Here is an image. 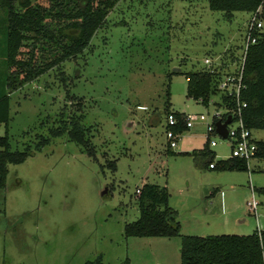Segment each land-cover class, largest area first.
Returning a JSON list of instances; mask_svg holds the SVG:
<instances>
[{
    "label": "rangeland",
    "instance_id": "rangeland-1",
    "mask_svg": "<svg viewBox=\"0 0 264 264\" xmlns=\"http://www.w3.org/2000/svg\"><path fill=\"white\" fill-rule=\"evenodd\" d=\"M2 16L0 97L9 95L10 150L32 154L9 165L0 189V264H83L98 255L103 264H180V237L123 235L139 216L135 191L145 183L167 188L181 234L246 235L264 225V196L254 194L256 217L247 206L249 184L264 186V158L229 171L185 153L202 148L205 123L225 110L219 94L207 106L188 98L186 74L202 69L206 56L236 60L249 12L227 18L208 0H119L82 54L11 93ZM167 91L170 111L206 117L173 148ZM74 119L92 154L66 133L50 136ZM5 131L0 123V136ZM251 133L264 141L263 129ZM40 137L49 141L35 148ZM210 137L215 162L231 156L228 139Z\"/></svg>",
    "mask_w": 264,
    "mask_h": 264
},
{
    "label": "trees",
    "instance_id": "trees-1",
    "mask_svg": "<svg viewBox=\"0 0 264 264\" xmlns=\"http://www.w3.org/2000/svg\"><path fill=\"white\" fill-rule=\"evenodd\" d=\"M119 0H0L3 15L4 57L9 72L6 87L9 93L37 79L42 74L76 58L89 46L95 32L101 28L110 10ZM264 0H208L212 11H220L227 18L233 12H253ZM257 42L246 54L241 101L243 122L251 130H264V32L256 33ZM23 48L25 50H23ZM180 70H178L179 72ZM186 96L207 106L212 95L219 94L221 104H231V97L217 89L218 74L197 69L186 74ZM165 108L168 115L180 119L182 112L170 111V92L166 93ZM215 120L213 119V122ZM9 122V95L0 97V123L6 126L0 136V189L5 186L9 165L24 162L31 151L10 150L7 135ZM181 124L174 127L182 131ZM67 134L69 140L85 146L90 154L86 129L80 119L62 122L60 128L50 131V136ZM48 138L38 140L35 148L48 143ZM259 150L255 157L264 158V141H257ZM201 152L213 162L209 141L206 138ZM194 157L198 152L192 151ZM215 168L229 171H245L246 161L228 157L214 161ZM114 167V166H113ZM136 193L139 216L123 226L124 237H180V264H264V230L255 229L246 235H185L180 233L177 212L169 206V192L166 187L145 183ZM264 195V187L256 188ZM83 264H103L102 256ZM124 264H129L125 259Z\"/></svg>",
    "mask_w": 264,
    "mask_h": 264
},
{
    "label": "built area",
    "instance_id": "built-area-1",
    "mask_svg": "<svg viewBox=\"0 0 264 264\" xmlns=\"http://www.w3.org/2000/svg\"><path fill=\"white\" fill-rule=\"evenodd\" d=\"M264 32V6L260 5L255 11L250 12V17L248 19L244 37L243 44L240 47V54L237 59L232 61L231 64H227L225 61L219 60V57L206 56L203 60V69L209 71L212 74H218L217 89L220 93L231 97V104H221L218 106H223L225 108L224 112L216 111L213 115L215 120L211 123H205V133L209 146L214 147L217 145L215 140H211L210 134H216L215 123L217 121L224 122L228 116H230L231 121L227 125V137L230 141V154L232 158H237L246 161L248 166V161L255 158L259 146L255 138H253L251 129L247 128L243 122L242 114L243 109L246 107V102L241 101V91L245 88L243 81L244 75V65L248 48L257 42L256 33ZM230 65H234L232 70ZM206 121V117L203 114H185L182 118L178 119L173 115H168L166 121V138L168 140V145L170 148L176 146V140L180 138L183 131L192 128L196 123H203ZM178 124L183 126L182 131H175L174 127ZM222 138L221 136H219ZM223 139V138H222ZM208 167L215 168L214 161L208 164ZM250 189L252 193V198L250 202V209L255 215H257V202L255 200L253 186L250 184ZM139 190L136 189V193Z\"/></svg>",
    "mask_w": 264,
    "mask_h": 264
},
{
    "label": "crops",
    "instance_id": "crops-1",
    "mask_svg": "<svg viewBox=\"0 0 264 264\" xmlns=\"http://www.w3.org/2000/svg\"><path fill=\"white\" fill-rule=\"evenodd\" d=\"M183 113V112H182ZM206 140V139H205ZM256 141H263V140H257L256 139ZM204 143H205V141H204ZM204 143H203V145H204ZM217 146V145H216ZM216 146H214V147H216ZM210 147V146H209ZM202 148H203V146H202ZM202 148H200L197 152L199 153V157L201 158V159H204V158H206V160H204L203 161V166L204 167H206V168H209L208 167V158H209V156L208 155H205L204 153H202L201 152V149ZM210 148H213V147H210ZM209 148V150L212 152V154H210L212 157H213V160H214V158H215V152L213 151V150H211ZM193 151H195V150H193ZM196 152V151H195ZM185 153H189V152H185ZM255 158H258V157H255ZM258 159H261V158H258ZM217 168V167H216ZM209 169H211V168H209ZM213 169H215V168H213ZM251 184V183H250ZM250 184H249V189H250ZM253 186V185H252ZM259 187H264V186H253V190H254V194H255V192L258 194V195H262V194H259L257 191H256V188H259ZM250 192H251V189H250ZM262 196H264V195H262ZM256 200V199H255ZM250 202H251V200H249L248 202H247V206H248V211L251 213V212H253V211H251V209H250ZM256 202H257V200H256ZM260 203H262V202H260ZM258 202H257V208H258ZM175 210V209H174ZM176 211V210H175ZM256 212H257V209H256ZM253 215L256 217V215L253 213ZM179 221V220H178ZM180 222V221H179ZM255 229H258V230H264V225L263 224H261V225H257V227L255 228ZM254 229V230H255Z\"/></svg>",
    "mask_w": 264,
    "mask_h": 264
},
{
    "label": "water",
    "instance_id": "water-1",
    "mask_svg": "<svg viewBox=\"0 0 264 264\" xmlns=\"http://www.w3.org/2000/svg\"><path fill=\"white\" fill-rule=\"evenodd\" d=\"M179 69L175 68L174 71H178ZM231 118L230 116L224 122L217 121L215 123L216 126V133L221 136L223 139L227 137V125L230 123Z\"/></svg>",
    "mask_w": 264,
    "mask_h": 264
}]
</instances>
